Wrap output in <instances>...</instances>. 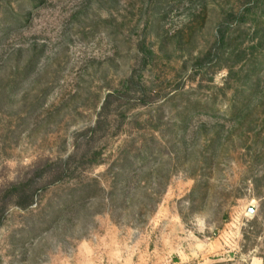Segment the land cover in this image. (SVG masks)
I'll list each match as a JSON object with an SVG mask.
<instances>
[{
  "label": "rangeland",
  "instance_id": "obj_1",
  "mask_svg": "<svg viewBox=\"0 0 264 264\" xmlns=\"http://www.w3.org/2000/svg\"><path fill=\"white\" fill-rule=\"evenodd\" d=\"M123 148L163 166L154 213L53 222ZM36 175L0 264H264V0H0V195Z\"/></svg>",
  "mask_w": 264,
  "mask_h": 264
},
{
  "label": "trees",
  "instance_id": "obj_2",
  "mask_svg": "<svg viewBox=\"0 0 264 264\" xmlns=\"http://www.w3.org/2000/svg\"><path fill=\"white\" fill-rule=\"evenodd\" d=\"M92 130L94 131V128ZM129 155V149H121L118 164L109 166L106 173L101 174L102 177L107 173L112 174L113 181L107 188L103 186L99 176L93 178L82 176L83 168L97 165L94 159L73 160L69 168V195H71L69 208L65 206L57 208L51 218L52 221L62 219L65 212L69 210V225L78 223L81 229L88 225L90 219L99 214H107L115 224L124 219L131 225L135 223L134 221L145 222V219L154 213L167 182L161 175L162 165L153 170L136 169L126 176L124 164L128 161ZM28 168L33 170L36 168V163ZM26 177L9 183L1 193L0 224L5 203L9 202L13 207L23 210L32 209V206L36 204L37 175ZM136 179L137 181L143 179L144 186H139L137 181V184L134 183Z\"/></svg>",
  "mask_w": 264,
  "mask_h": 264
},
{
  "label": "water",
  "instance_id": "obj_3",
  "mask_svg": "<svg viewBox=\"0 0 264 264\" xmlns=\"http://www.w3.org/2000/svg\"><path fill=\"white\" fill-rule=\"evenodd\" d=\"M248 212L252 213V212H253V208L250 207V208L248 209Z\"/></svg>",
  "mask_w": 264,
  "mask_h": 264
}]
</instances>
